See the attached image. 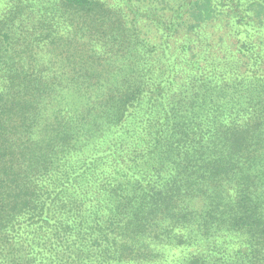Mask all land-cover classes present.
<instances>
[{"label": "trees", "instance_id": "1", "mask_svg": "<svg viewBox=\"0 0 264 264\" xmlns=\"http://www.w3.org/2000/svg\"><path fill=\"white\" fill-rule=\"evenodd\" d=\"M264 264V0H0V264Z\"/></svg>", "mask_w": 264, "mask_h": 264}, {"label": "rangeland", "instance_id": "2", "mask_svg": "<svg viewBox=\"0 0 264 264\" xmlns=\"http://www.w3.org/2000/svg\"><path fill=\"white\" fill-rule=\"evenodd\" d=\"M179 251L175 250L172 254H168L167 258L163 261H161L159 264H174L173 259H176V256H178Z\"/></svg>", "mask_w": 264, "mask_h": 264}]
</instances>
